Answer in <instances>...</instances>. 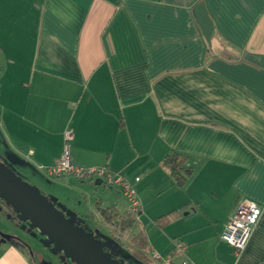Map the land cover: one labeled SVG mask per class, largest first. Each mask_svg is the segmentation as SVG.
<instances>
[{
	"label": "crops",
	"instance_id": "crops-1",
	"mask_svg": "<svg viewBox=\"0 0 264 264\" xmlns=\"http://www.w3.org/2000/svg\"><path fill=\"white\" fill-rule=\"evenodd\" d=\"M200 1L210 44L193 14ZM65 144L75 164L139 176L140 214L145 203L180 208L155 225L171 238L162 255L184 242L174 263L264 264V0H0V152L41 172ZM172 151L191 168L182 186L162 163ZM49 179L57 203L79 197L100 219L96 201L128 209L102 179ZM242 200L263 211L236 257L219 234ZM24 227L2 228L30 249L1 242L0 264H52Z\"/></svg>",
	"mask_w": 264,
	"mask_h": 264
},
{
	"label": "rangeland",
	"instance_id": "rangeland-1",
	"mask_svg": "<svg viewBox=\"0 0 264 264\" xmlns=\"http://www.w3.org/2000/svg\"><path fill=\"white\" fill-rule=\"evenodd\" d=\"M14 155L15 153L11 151L0 152V162L14 172H17L18 176L21 177L26 183L34 182L35 184L33 185L36 186L39 190H44L46 197L50 198L48 195L49 184L57 185V183L49 179L46 175H44V173L39 171L36 172L37 170H33V168L31 167V163L28 160L21 159L23 161H14ZM101 182L103 183L104 181L101 180ZM69 198V201L61 203H57L54 199L52 202L55 205L56 209L65 212L64 214L66 216L75 217L76 224L81 222L86 229L90 230L91 234L96 240H99L102 245L106 246L108 248V251L116 254L115 258L119 263L147 264L142 260L136 258L132 254L133 247L130 243L131 237L140 229L142 230V228H145V231L147 232V236L149 237V240L151 242L150 245L153 244V246H155V248L161 253V256H166L162 254L166 253V250L170 245L169 243L171 242V238L167 237V235L164 233L166 229H159L154 224V219L162 212H165L164 210H166V205H163L159 208H148L145 203L143 213L139 214L133 226L124 234H119L114 230L112 224L105 223L102 219H100L94 209H90V211H88L89 209L85 207L81 198L79 199V197L76 196H71ZM9 206L11 205L7 204L5 201L0 202V230H2V228L11 230L12 225H19L22 227L25 226V232L28 233L29 237L37 240V242L40 243L39 245L41 246V248H44L46 246V250H39V253H47L48 250L51 252V254L53 255V258H51L52 264H75L70 256L66 255L63 250L55 246V243L52 240L44 238L47 236L41 232H38L37 228H35L32 224H28V222H26V220L22 218L18 211H16L12 206ZM89 212L94 215L91 216ZM19 235H21V233ZM149 250L150 248L147 249V252H149ZM62 258H64V260H62ZM34 261L37 260L35 259ZM36 263L40 264L39 261Z\"/></svg>",
	"mask_w": 264,
	"mask_h": 264
},
{
	"label": "water",
	"instance_id": "water-1",
	"mask_svg": "<svg viewBox=\"0 0 264 264\" xmlns=\"http://www.w3.org/2000/svg\"><path fill=\"white\" fill-rule=\"evenodd\" d=\"M193 14L204 38L210 44L213 21L203 1L194 5ZM13 158L16 162L23 161L16 155ZM0 198L18 211L23 219L28 220L52 240L55 246L70 256L75 264H122L104 249V245L96 240L91 233L77 225L73 217L68 218L62 211L56 209L51 198H47L33 184L26 183L1 162ZM0 237L3 240L10 237L22 239L1 230ZM25 245L30 249V245L26 241Z\"/></svg>",
	"mask_w": 264,
	"mask_h": 264
},
{
	"label": "built area",
	"instance_id": "built-area-1",
	"mask_svg": "<svg viewBox=\"0 0 264 264\" xmlns=\"http://www.w3.org/2000/svg\"><path fill=\"white\" fill-rule=\"evenodd\" d=\"M72 138L69 129L64 131V140ZM30 151L25 155L29 154ZM38 169L49 178H73L76 180H92L100 178L107 186L118 189L127 202L128 209L136 215L142 211V202L136 189L139 176L130 179L118 171L109 169L106 165H80L71 161L69 146L65 144L60 160L54 165H39ZM262 207L252 200L240 201L231 217L224 224L219 238L227 243L238 257L245 249L251 234L262 215ZM172 253L161 256L157 251L147 253L152 264H196L191 260L174 263L173 258L184 254L185 244L180 239L173 241ZM258 264V263H257Z\"/></svg>",
	"mask_w": 264,
	"mask_h": 264
},
{
	"label": "trees",
	"instance_id": "trees-1",
	"mask_svg": "<svg viewBox=\"0 0 264 264\" xmlns=\"http://www.w3.org/2000/svg\"><path fill=\"white\" fill-rule=\"evenodd\" d=\"M186 157L178 154L175 151L167 154L162 163L168 167L169 173L173 178V183L182 186L186 177L191 173V168L185 167ZM96 210L100 217L107 223L112 224L113 228L119 234H124L128 231L136 221V215H134L129 209H125L121 213L118 212L115 206L103 207L100 201H96ZM180 217V208H174L166 213L159 215L154 223L158 227H164L169 223L177 220ZM130 243L133 247L132 254L147 264H152L146 249L148 247L147 236L143 231L135 233ZM104 249L108 251V248L104 246ZM113 257L116 254L110 253Z\"/></svg>",
	"mask_w": 264,
	"mask_h": 264
},
{
	"label": "flooded vegetation",
	"instance_id": "flooded-vegetation-1",
	"mask_svg": "<svg viewBox=\"0 0 264 264\" xmlns=\"http://www.w3.org/2000/svg\"><path fill=\"white\" fill-rule=\"evenodd\" d=\"M7 168H8V167H7ZM0 202H4V201L0 198ZM9 207H11V206H9ZM0 211H1V210H0ZM20 215H21V214H20ZM26 222H28L29 224H31L28 220H26ZM18 226H19V225H18ZM1 231H3L4 233H8V234H11V235L17 236V235H15V234L11 233V232H6V231H4V230H1ZM17 237H20V236H17ZM21 238H22V239H19V238H16V237H10V238H7L6 240H15V241H17V242L23 244L24 246H26V245H25V241L29 244V242H28L27 239H25L24 237H21ZM6 240H3V239L0 237V243H1V242H4V241H6Z\"/></svg>",
	"mask_w": 264,
	"mask_h": 264
}]
</instances>
